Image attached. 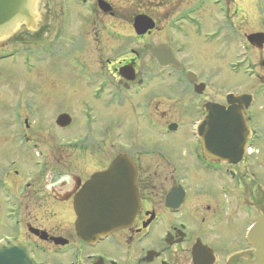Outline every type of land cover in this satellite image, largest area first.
Wrapping results in <instances>:
<instances>
[{
	"label": "flooded vegetation",
	"instance_id": "obj_1",
	"mask_svg": "<svg viewBox=\"0 0 264 264\" xmlns=\"http://www.w3.org/2000/svg\"><path fill=\"white\" fill-rule=\"evenodd\" d=\"M79 2L74 10L84 17L67 16L65 1L53 0L56 16L0 39V62L19 61L36 78L17 91L12 67L0 69V243L28 247L31 264H259L250 238L264 217V81L243 91L194 69L201 51L205 59L232 52L233 25L218 20L231 18L235 0H190L177 14L166 4L173 7L159 31L149 11L154 0L127 8L116 0ZM140 15L152 17L153 31L136 32ZM123 21L130 31L117 26ZM101 22L112 32L102 33ZM152 48L164 49L165 67ZM64 73L68 86L49 80ZM43 78L45 89L38 87ZM65 88L68 95L59 94ZM243 97L233 105L249 130L241 160L210 156L185 121H201L208 104L229 109ZM170 109L177 116L167 121ZM61 116L69 117L66 128ZM118 159L114 177L136 191V216L107 237L83 240L76 199Z\"/></svg>",
	"mask_w": 264,
	"mask_h": 264
},
{
	"label": "water",
	"instance_id": "obj_2",
	"mask_svg": "<svg viewBox=\"0 0 264 264\" xmlns=\"http://www.w3.org/2000/svg\"><path fill=\"white\" fill-rule=\"evenodd\" d=\"M37 2L38 0H0V38L10 36L21 26L33 27L34 19L38 16ZM103 4L100 3V8L106 10ZM154 27V22L147 17L142 16L135 21L138 34H145ZM248 41L262 49L264 34L251 35ZM151 52L159 64L164 66L168 59L164 50L152 48ZM244 100L243 97L231 101L229 109L213 104L206 106L207 116L198 128V136L210 156H220L232 163L241 160L249 130L243 110L233 105ZM68 118H59L61 127L69 125ZM119 162V159L116 160L106 173L94 176L76 199V228L83 240L106 237L128 227L136 216V191H132V184L126 183L128 180L122 181L125 185L120 187L114 177L115 171L118 173L120 170ZM126 189L133 194L132 199L123 197V190ZM250 240L256 247L259 264H264V217L254 227ZM31 255V251L25 246L0 245V264H31Z\"/></svg>",
	"mask_w": 264,
	"mask_h": 264
},
{
	"label": "rangeland",
	"instance_id": "obj_3",
	"mask_svg": "<svg viewBox=\"0 0 264 264\" xmlns=\"http://www.w3.org/2000/svg\"><path fill=\"white\" fill-rule=\"evenodd\" d=\"M63 1H65L66 7H68V9L66 10L67 16L84 17L85 15L84 10H83L84 15L83 13L76 14V11L74 10V9L79 10V7H78V4H80L79 0H63ZM116 1H118L117 4H120L124 8L125 7L127 8V6L132 7L134 4H143V3L150 4L148 3V0H116ZM154 1H155L154 7H151L149 11L152 13V17L154 19H158V27H156V29L157 31H159V30L164 29V26H165L164 18H166L167 14L169 13L167 12V10L169 11V9L173 7L169 5L168 8L165 9L164 5L174 4V7L171 9V11H175V14H177L178 13L177 9L181 8L179 4H187V3L190 4L194 0H192V2H189L190 0H186L185 2H182L181 0H154ZM175 4H178L177 8ZM134 8L136 9V7ZM135 9L133 11H136ZM237 10H239L238 16L235 13ZM210 11L211 10H209L206 13L210 15ZM56 12L57 10L55 9L53 5V0H43V4L40 5V10H39V13L41 16H45V15L46 16H51V15L56 16L57 15ZM122 12L126 14V9H123ZM175 14H173V16ZM207 14H205V16H208ZM230 16L231 18L229 19L220 18L218 20V23H222L223 25H228V26L233 25V30L231 33V36H232L231 38L233 41L232 42V48H233L232 52H230L229 54L226 51L225 53L219 52L217 56L215 55L213 57L205 59L206 54L203 51H201L200 53H197V56H195L196 59H194V65H195L194 69L196 72H199L202 70V72L205 74L207 78L212 77L214 80H216L217 84L230 85L231 83L229 81L232 80L235 82V86L242 85V88H243L242 90L247 91L248 89L247 86L249 87L256 86L259 80L264 81V67H262L261 65L264 60V54H263L264 51L256 50L252 48L249 44L247 45V42H246L247 36H250L252 34H256L259 32L264 33V0H235L234 8ZM97 18H99L98 22H100V14H98ZM215 20L217 21V19ZM202 22L204 24L203 19H202ZM211 24L212 23H206L204 25L207 28V27H210ZM110 25L111 24L109 22H106L105 25H103V27L106 29V31H104L102 29V22H101L100 31L105 34L112 32L110 29ZM117 26H120L121 29H123V32L130 31L129 26L124 21L122 22L121 25L117 24ZM160 37L162 36L160 35ZM11 45H19V44L12 43L10 44V47ZM249 46H250V52L248 49ZM91 48H96V46L93 45L91 46ZM105 48L106 50L104 54L105 55L107 54L106 56L107 58L112 59V55H110L109 53L110 51L108 50L109 47L107 46ZM6 49L8 50L10 48H6ZM1 51L3 50L0 49V52ZM248 56L250 58V61H248L249 59ZM248 63H254V65L253 64L250 65V67L254 69V70L250 69L251 70L250 73L248 71ZM17 64H19V61H3V62H0V69H7V68L12 67L11 70L14 73V74L12 73L14 76L11 77L10 80H12V82H15L14 85L15 87H17V91L24 90L27 92L30 88L28 87L24 88L23 87L25 86L24 82L32 81V80H35L36 78H33L32 76L28 75L27 72L26 71L24 72ZM34 64L37 65L38 63H34ZM61 65L62 64L59 63V67H61ZM215 69H217L218 74H213V75L208 74L209 72L214 71ZM58 73L61 74L62 73L61 70ZM257 73H259V78H255L254 76ZM59 76L58 74L57 75L54 74L53 77L49 78V80H51L52 82L55 81L56 86H58L60 82L61 84L66 85L68 82L66 73L59 75ZM56 82H58L59 84H57ZM46 86H49V83L45 82V79L43 78V82L39 84L38 87L45 89ZM228 91H230V88H227V90L220 88L219 90L221 94L228 92ZM59 94H62L63 96H67L68 92H66V88H65V90L61 89L59 91ZM209 94H210V91H209ZM261 107L264 110V103ZM178 108L179 107L177 105V109ZM162 109H165V108H162ZM170 110H171L170 111L171 115L167 116L166 118L167 121H172L177 116V114H175L177 111H175L174 109H170ZM258 118L260 121H263L264 123V112ZM195 123L196 122L194 120L188 121V122L185 121L183 128L186 127L188 129H193L194 128L193 125ZM250 165H253V164H250ZM250 165H248L247 168H249Z\"/></svg>",
	"mask_w": 264,
	"mask_h": 264
},
{
	"label": "bare ground",
	"instance_id": "obj_4",
	"mask_svg": "<svg viewBox=\"0 0 264 264\" xmlns=\"http://www.w3.org/2000/svg\"><path fill=\"white\" fill-rule=\"evenodd\" d=\"M40 1H41V0H38V2H37V6L39 5ZM39 18H40V17H38V16H37V17L34 19V25H33V26H35V25H36V23H37L36 19H38V20H39ZM17 30H19V28H18V29H16L15 31H17ZM15 31H14V32H13L11 35H14L15 33H17V32H15Z\"/></svg>",
	"mask_w": 264,
	"mask_h": 264
}]
</instances>
